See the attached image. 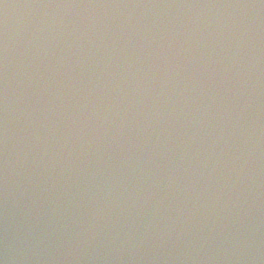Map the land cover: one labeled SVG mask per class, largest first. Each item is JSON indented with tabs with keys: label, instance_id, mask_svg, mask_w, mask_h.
I'll use <instances>...</instances> for the list:
<instances>
[{
	"label": "water",
	"instance_id": "obj_1",
	"mask_svg": "<svg viewBox=\"0 0 264 264\" xmlns=\"http://www.w3.org/2000/svg\"><path fill=\"white\" fill-rule=\"evenodd\" d=\"M0 264H264V0H0Z\"/></svg>",
	"mask_w": 264,
	"mask_h": 264
}]
</instances>
